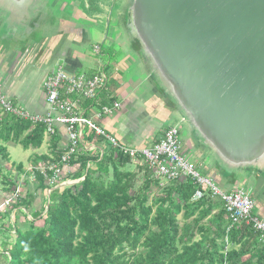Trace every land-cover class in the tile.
Masks as SVG:
<instances>
[{
    "label": "trees",
    "instance_id": "1",
    "mask_svg": "<svg viewBox=\"0 0 264 264\" xmlns=\"http://www.w3.org/2000/svg\"><path fill=\"white\" fill-rule=\"evenodd\" d=\"M46 131L43 123L0 109V191L12 201L0 213V264H264V239L247 224L231 228L222 201L207 193L193 202L197 186L192 180L164 185L142 160L114 146L103 148V155L81 148L63 173L65 181L75 182L51 186L37 167H64L68 146L61 147L54 131L49 151L31 158V173L19 163L18 175L10 177L8 145L38 150ZM83 142L107 144L88 130ZM131 165L136 170H128ZM19 174H33L34 191L18 192ZM39 192L44 205L36 210ZM12 210L32 220L20 226ZM39 219L41 226L36 225Z\"/></svg>",
    "mask_w": 264,
    "mask_h": 264
},
{
    "label": "water",
    "instance_id": "2",
    "mask_svg": "<svg viewBox=\"0 0 264 264\" xmlns=\"http://www.w3.org/2000/svg\"><path fill=\"white\" fill-rule=\"evenodd\" d=\"M45 0H0L4 26L38 28ZM126 32L228 175L264 174V0H127Z\"/></svg>",
    "mask_w": 264,
    "mask_h": 264
},
{
    "label": "crops",
    "instance_id": "3",
    "mask_svg": "<svg viewBox=\"0 0 264 264\" xmlns=\"http://www.w3.org/2000/svg\"><path fill=\"white\" fill-rule=\"evenodd\" d=\"M63 1L59 9L63 13L59 12L61 16L56 17L48 9L38 28L25 36L5 27V20L0 18L2 92L15 107L32 114L46 115L50 113V107L44 83L58 67L62 66L67 73L86 79L104 72L107 76L106 88L99 93L94 104L80 102L81 113L89 119L93 118L119 144L131 148H152L160 142L165 131L174 126L173 120L178 114L165 91L155 81L138 44L126 32L127 0ZM41 26H49L53 34L37 35ZM44 31L50 34L48 29ZM115 102L120 103L121 108L113 114L100 119L94 116L101 106ZM53 115L56 117L58 114L53 112ZM54 127L56 135L60 136L61 147L68 146L64 126L56 123ZM90 144L97 153L105 149V146ZM50 145V135H46L43 150H33V156L46 154ZM106 146L110 145L107 143ZM188 153V156L184 155L187 160L225 191L244 190L250 184L247 193L254 201V214L264 218L263 173L252 170L250 173L226 174L217 166L212 152L192 137Z\"/></svg>",
    "mask_w": 264,
    "mask_h": 264
},
{
    "label": "built area",
    "instance_id": "4",
    "mask_svg": "<svg viewBox=\"0 0 264 264\" xmlns=\"http://www.w3.org/2000/svg\"><path fill=\"white\" fill-rule=\"evenodd\" d=\"M99 49L97 48V51ZM107 86V76L104 72L86 79L71 75L61 66L53 71L44 83L47 104L50 113L46 115L32 114L26 110L19 109L9 100L0 88V109L9 114L16 115L34 123H43L47 126L46 135H51L55 131V124L64 126L68 137V147L62 161L64 167L58 164L38 165L37 170L46 178V183L51 186L61 187L64 176L63 173L69 166L74 156H77L81 148L87 151H94L90 143H84L83 138L86 130L94 132L98 137H102L106 142L119 149L123 154L131 156L134 160H142L151 170L155 179L168 182H185L192 180L197 189L192 201L202 200L208 193L212 198L222 201L232 221V226L247 224L252 226L264 239V218L254 214V201L249 193L243 189L225 191L218 187L209 177L204 176L197 170L196 166L189 162L182 152V142L180 130L177 126L169 127L159 143L152 148H131L119 144L117 140L107 132V130L97 124L95 120L89 119L81 113L80 102L88 101L91 104L96 102L101 91ZM121 108L120 103L105 105L94 113L98 119L111 115L115 110ZM58 114L56 117L53 115ZM103 155V150H100ZM70 184L69 181H66ZM66 182L62 183L66 186ZM72 183V182H71ZM68 184V185H69ZM11 200H5L0 204V213L8 211Z\"/></svg>",
    "mask_w": 264,
    "mask_h": 264
},
{
    "label": "rangeland",
    "instance_id": "5",
    "mask_svg": "<svg viewBox=\"0 0 264 264\" xmlns=\"http://www.w3.org/2000/svg\"><path fill=\"white\" fill-rule=\"evenodd\" d=\"M45 1L48 4L47 7H48L49 11L54 12L56 17H59V16H61L60 14H63L62 12L59 11L62 3L64 2L63 0H45ZM59 12H60V14H59ZM45 29H48L50 31V34L48 31H44ZM51 34H53V32L50 30L49 26H41L39 28L38 33H37V35H39V36H50ZM101 47L103 48V45H101ZM104 50L105 49H103V51ZM100 57H101V55H100ZM78 72L82 73V70H79ZM173 123L175 126L179 127V130H180V138H181V142H182V152L185 151L183 153V155L188 156L189 155V153H188L189 152V146L191 144V135H190L189 127L182 120V118L180 117L179 114L176 115V119L173 120ZM43 147H44V145L36 151H42ZM105 149H107L106 145H105ZM183 149H184V151H183ZM8 151H9L8 153L10 155V162L7 165V169L11 170L10 177L11 176L16 177L18 175L17 170H16V166L19 163H22L24 165L26 172L31 173L33 166H31L30 160H31V158H33V154H34L32 149L25 150L21 144L17 145V144L11 143L8 145ZM134 164L136 165V164H142V163L134 162ZM135 165H131L130 167H128V170H136ZM250 172H252V170L246 171V173H250ZM9 174H10V172H8V175ZM64 174H63V176H64ZM18 178H19L18 184L20 185V187L18 188V192L20 194L25 193V191H27V190L34 191V185H33L34 184L33 183L34 176H33V174L30 177H26V175H24V174H19ZM64 182H66V181L63 178L61 184H59V186H61L60 188L64 187V185L62 184ZM74 182L75 181H73L72 183H74ZM161 183L164 185L167 184V183H165V181H161ZM66 184L68 185L69 183L66 182ZM70 184H71V182H70ZM249 189H250V184H248L246 187H244V190L246 193ZM153 191H154L153 194H157L155 189H153ZM38 195H39V198H37L36 202L34 203V209H36V210L42 209L43 208L42 205H44V203L42 201L41 192H39ZM8 197H10V196L6 192L0 191V201L2 200L4 202L6 199H8ZM11 215H12L11 218L13 221H16V219L19 218L17 221V224L20 226L24 225L26 218L29 220H32V218L29 216L24 217V214L19 213V212L17 213V210L16 211L12 210ZM179 220H180V223L183 224L182 216L179 217ZM42 223H43V221L40 219L36 221L37 226H41ZM13 236H14V234H13ZM13 239H15V236ZM1 261L4 262V258Z\"/></svg>",
    "mask_w": 264,
    "mask_h": 264
}]
</instances>
